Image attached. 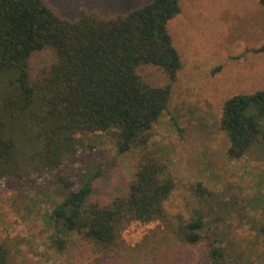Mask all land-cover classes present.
I'll return each mask as SVG.
<instances>
[{"label":"rangeland","instance_id":"obj_1","mask_svg":"<svg viewBox=\"0 0 264 264\" xmlns=\"http://www.w3.org/2000/svg\"><path fill=\"white\" fill-rule=\"evenodd\" d=\"M149 1L45 0L69 20L83 11L125 14ZM179 5L180 13L167 29L181 68L171 84L168 109L150 131V142L168 159L175 182L164 206L184 220L201 217L200 231L215 239L234 264H264V143L240 160H229L227 136L219 125L228 98L264 89V52L257 51L264 42V7L260 0H180ZM52 57L49 50L35 52L30 78ZM137 72L151 85L168 83L155 65H139ZM14 78L8 75L1 82L0 102L13 90ZM22 128L14 124L11 131L17 141L23 138ZM73 140V157L61 167H48L37 158L25 169V158L37 149L16 146L12 169L24 174L0 182V246L6 264H213L201 246H183L171 236L160 237L140 256H99L63 227L65 248L58 252L52 243L53 225L44 221L46 212L97 171L101 174L93 181L90 201L122 195L133 173L131 159L118 153L115 132L77 133ZM197 183L206 194L197 192ZM157 226L132 223L123 238L134 247Z\"/></svg>","mask_w":264,"mask_h":264},{"label":"trees","instance_id":"obj_2","mask_svg":"<svg viewBox=\"0 0 264 264\" xmlns=\"http://www.w3.org/2000/svg\"><path fill=\"white\" fill-rule=\"evenodd\" d=\"M179 1L150 0L109 16L83 11L69 20L45 0H0V84L15 75L13 90L0 102V182L24 174L12 169L17 145L37 149L25 158V169L37 158L48 167H61L73 157V136L83 132H115L118 153L133 163L122 195L90 201L93 181L101 174L97 171L46 212L44 221L53 225L52 243L58 252L65 248L61 230L77 233L99 256H140L160 237L171 236L180 245L201 246L213 264H234L215 239L200 231L201 217L184 220L165 208L175 182L168 159L150 142V131L168 109L171 84L181 68L167 29L180 13ZM260 4L264 7V0ZM42 50H49L52 60L31 79L30 59ZM257 51L264 52V42ZM143 64L160 68L168 83L146 82L137 72ZM14 124L23 126L19 141L11 133ZM219 125L227 136L229 160H240L264 143V89L228 98ZM197 187L200 195L207 193L200 183ZM132 222L158 226L132 247L123 238ZM0 264H6L1 246Z\"/></svg>","mask_w":264,"mask_h":264},{"label":"built area","instance_id":"obj_3","mask_svg":"<svg viewBox=\"0 0 264 264\" xmlns=\"http://www.w3.org/2000/svg\"><path fill=\"white\" fill-rule=\"evenodd\" d=\"M132 223L137 224V225H143V226H146V225H149L150 224V223H141V222H132ZM151 223H153V222H151Z\"/></svg>","mask_w":264,"mask_h":264}]
</instances>
